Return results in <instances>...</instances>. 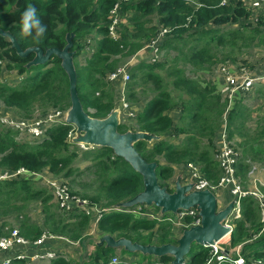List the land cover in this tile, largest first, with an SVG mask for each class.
<instances>
[{"label":"trees","instance_id":"16d2710c","mask_svg":"<svg viewBox=\"0 0 264 264\" xmlns=\"http://www.w3.org/2000/svg\"><path fill=\"white\" fill-rule=\"evenodd\" d=\"M198 1L199 7L193 6L191 0H0V28L10 31L23 49L31 46H40L44 50L64 48L66 35L74 34L72 50L75 51L77 88L82 104L90 115L104 118L114 110L116 97L115 83L109 81L107 75L146 46L160 27H168L160 46V51H165V59L137 63L130 68L131 79L125 85V98L129 103L138 104L149 98L134 116V131L160 136L151 142L139 140L135 147L147 161L158 162L159 182L171 192L173 189L167 180L172 179L176 166L186 170L189 163L198 165L202 174L217 184L223 170L217 158L216 136L225 126L228 141L240 138L235 147L242 155L235 164V172L247 188L246 179L251 167L256 162H264V124L257 123L255 130L247 127L251 112L244 99L250 92H239L229 109V99L218 91L213 81H203L188 73L212 70L221 61H237L230 54L225 53L223 59L219 56L220 47L228 44L234 47L239 39L244 41L245 47L253 42L264 47L261 26L264 23L246 31L240 27L231 28L230 24L244 25L242 20L250 14L241 0H231L226 5L221 4L222 0ZM117 2L119 14L125 17L130 12L131 17L128 24L120 23V38L113 39L109 26L111 11ZM29 4L37 8L38 17L47 27L39 42L21 34V13ZM82 53H87L84 64L78 60ZM33 56L32 53L21 57L11 41L0 35V58L5 62L0 64V103L17 109V117L27 119L47 114L52 109L68 110L71 106L70 82L61 59L53 55L46 63L28 68L26 64ZM4 68L23 75V78L15 84L9 83L2 77ZM173 109L181 113L178 122L168 113ZM70 129V124L52 125L47 128L44 138L31 143L19 140V131L0 125V171L48 168L53 175L67 180L73 193L106 206H114L143 191L142 174L116 155L111 147L96 146L94 150L84 152L91 163L85 169L75 166L79 152L68 141ZM129 129L120 123L121 132ZM181 135L180 144L167 140V137ZM86 173L90 176L89 182H79L80 186H85L83 192L76 190L78 182L74 175ZM90 187H93L91 192L88 191ZM33 202L42 205L44 229L29 214ZM240 202L241 218L234 220L230 245L242 244L246 257L264 261L261 202L253 195L241 197ZM11 216L17 217L21 233L30 239L39 237L45 229L58 236L80 240L84 245L89 236V217L78 211L61 212L53 202L51 191L34 179L17 176L0 180L3 226ZM99 230L142 244L177 242L171 223L117 210L104 213ZM116 250L106 244L96 245L88 262L83 264L107 263ZM209 254V247L193 243L186 263L204 264ZM172 260V256L164 255L153 261L172 264ZM11 264H26V261L14 258ZM51 264L71 263L59 257ZM117 264L145 263L126 262L122 258Z\"/></svg>","mask_w":264,"mask_h":264},{"label":"built area","instance_id":"2783aa9c","mask_svg":"<svg viewBox=\"0 0 264 264\" xmlns=\"http://www.w3.org/2000/svg\"><path fill=\"white\" fill-rule=\"evenodd\" d=\"M231 0H222L221 4L226 5ZM245 3L247 0H241ZM251 1V0H250ZM257 5L264 6V0H252ZM245 5V4H244ZM246 7V5H245ZM247 9H250L246 7ZM123 17L119 14V3L117 2L111 11L112 22L109 26V33L113 39H119V25L123 22ZM264 20V10L259 20ZM258 20V21H259ZM168 27H160L157 35L144 46L136 55H134L126 64L119 66L115 71L109 73L107 78L112 83L117 81H123L124 86L122 88V105L123 109H126L131 115L132 111H129L130 105L125 98V85L131 79L130 65L136 61V57L141 52H146L147 62H157L161 60L162 51L160 46L166 37ZM90 42V40H88ZM89 49V47H88ZM0 64H5L4 60L0 58ZM221 74L225 77V83L222 88L224 97H227L230 104L233 103L236 95L240 93H248L252 90L254 83L258 80H264V72L262 74H252L243 67L239 73L236 74L237 70L233 66H223L221 68ZM93 111V110H91ZM67 110L54 109L49 111L45 116L37 115L34 118H19L17 116H10L6 114H0V125L6 128H13L19 131L18 139L27 141V137L32 140H40L45 137L46 130L52 125L58 124H69L66 121ZM68 134V141L75 147L79 153L92 151L96 148V145L88 144L84 142H73V138L76 135V127L72 124ZM239 153L234 146L226 138L221 150L217 154V158L223 170V175L217 184H214L208 178H206L198 165L189 163L185 173L182 175L183 184H193V190H204L210 189L216 195L220 187H228L232 194L234 206L231 214L224 220V224L229 226L231 230L234 228V220L241 218V197L245 195H253L261 202V220L264 222V201L263 193L256 187L254 189L244 188L240 179L236 176L235 164L238 160ZM258 165H253L250 169V173H254ZM22 176L36 181L45 179L48 183V187L53 195L54 202L58 206L59 210L63 213L70 212H82L90 219V231L89 235H92L94 231L99 229V222L103 217L104 213L112 210L121 212H129L134 215L156 219L159 222H169L172 224L174 229V237L178 239L183 230L190 228L191 226L200 225L202 218L200 216V210L197 207H191L189 209H179L177 212H163L161 209L152 210L151 205L137 204L132 207H117V206H106L99 203L90 201L87 198H83L78 194L73 193L69 183L64 178H59L53 175L49 170L32 171L26 168H20L16 171H0V180L9 179L12 177ZM264 185V182H262ZM218 207L219 203H218ZM225 207V206H224ZM223 207V208H224ZM170 213V214H169ZM176 228L181 229L182 232L178 233L175 231ZM7 232L0 235V254L11 252L12 256H6L0 260V264H11V261L16 259H22L26 261V264H31L34 260H29L26 249H41L48 239L51 238H62L67 243L77 245L80 240H71L64 236H57L45 229L43 233L35 238L30 239L25 237L18 226L6 228ZM94 236V235H93ZM209 247L210 254L204 264H264L261 259L253 257H246L242 252V244L237 246L229 247L227 243H223L221 240L207 245ZM22 249V250H21ZM60 256H65V253H60L53 250H42L37 252L32 259H55ZM120 254L116 251V254L107 263L101 262L100 264H117L121 262ZM126 262H135L128 261ZM145 263V264H156ZM173 264V263H172ZM182 264H187L183 262Z\"/></svg>","mask_w":264,"mask_h":264},{"label":"water","instance_id":"95a60500","mask_svg":"<svg viewBox=\"0 0 264 264\" xmlns=\"http://www.w3.org/2000/svg\"><path fill=\"white\" fill-rule=\"evenodd\" d=\"M0 35L7 37L21 57L34 54L26 64L28 68L46 63L53 55L61 59V65L69 77L71 106L67 110L66 121L76 127L73 142H84L96 146L111 147L115 154L123 157L133 168L142 174L144 189L134 197L121 201L117 207H132L137 204L155 205L163 212H177L179 209L197 207L202 218L200 225L191 226L183 230L176 243L142 244L127 237H116L112 234L101 236L97 245L106 244L115 249L129 252H141L144 255L161 257L170 255L173 264L186 262V256L191 252L193 243L207 246L220 241L232 230L224 224V220L231 214L234 201H230L224 208L219 209L218 197L210 189L193 190V184H183V177L179 175L175 181L174 191L162 186L157 175L158 162L147 161L135 147L139 140L151 142L160 136L146 131L127 130L121 132L120 109H114L107 117L98 118L90 115L82 104L77 88V69L74 62L73 47L74 34H67V44L64 48L50 47L46 50L40 46L23 49L17 38L8 30L0 28Z\"/></svg>","mask_w":264,"mask_h":264},{"label":"crops","instance_id":"0c3cea01","mask_svg":"<svg viewBox=\"0 0 264 264\" xmlns=\"http://www.w3.org/2000/svg\"><path fill=\"white\" fill-rule=\"evenodd\" d=\"M191 3L195 7L200 6V3L198 0H191ZM243 4H245L246 7L250 8V9H248L250 14L248 17H246V19L242 20V22L245 23L244 25L239 24V23L230 24L231 28H239L240 27L242 30L246 31V30H251L255 27H258L259 25H261L260 22L264 23V20H262V19L259 20V17L262 15V10H264L263 5H257L255 3V1H252V0L251 1L247 0ZM130 17H131V13L128 12L126 14V16L123 17L124 24H128L130 22ZM261 26L264 29V24H262ZM259 47L264 48L263 46H259ZM82 55H84L83 57L85 58V56H87V53H82ZM82 55H80L78 60L81 64H84L85 63L84 58H83L84 62L82 63V61H81ZM146 59H147L146 52L145 51L141 52L140 55L136 57V61L133 63V65H130V68L133 67L134 65H136L137 63L141 62L142 60L146 61ZM243 67H245L246 70L252 74H262L264 72V71L263 72L252 71L248 67H246L244 64H240L238 67H234L237 70L236 74L239 73ZM212 72H213V69L208 70V71H203L204 74L212 73ZM2 77L5 78L9 83L15 84L23 78V75L21 76V75L17 74V72H15V71L8 72L6 70V68H4ZM220 77L221 78L217 79L216 82H214V81L213 82L217 85L218 91L222 93V88H223V85L225 83V77L222 74L220 75ZM208 81H212V80H208ZM261 83H264V80H258L254 83L252 90L250 91L249 95H247V97L244 99V101L246 99H253V98H257L259 96H264L261 94L259 89H257V90L260 93H257L256 90L254 91L255 86L257 84H259V86H260ZM114 85H115L116 91H118V95L121 97V95H122L121 91H122V88L124 86V82L123 81H117V82H115ZM148 99L144 100L142 103H139L138 106L133 105L132 113H134L133 114L134 116L136 115V113L138 111H140L142 109L143 104L145 102H147ZM231 107H232V104H230L229 109ZM0 113L9 114L11 116H13V115L18 116L17 109L8 108V107L4 106L2 103H0ZM168 113L175 122H178L180 115H181V113L178 109L177 110L176 109L170 110ZM259 114L261 116L263 115L262 112H260ZM127 125L130 127V129L134 130V128L136 127L135 119L133 122H131V125L129 123H127ZM226 136H227V130H226V127L223 126L218 131L217 136H216V145L219 148V150L222 149L224 141L226 139ZM182 137H183V135H181L180 137L171 136V137H167V140H170L171 142H173L175 144H180L182 142ZM236 150L239 153V156H238V160H239L242 153H241L240 149L236 148ZM163 163H165V162H163ZM260 164L261 163L253 164V165H258V168L256 169V171L254 173H250V171L248 173V175L250 176V178L248 176V180H250V183L252 180V185L254 184L253 187L248 186L247 188H249V189H254L257 187V185L261 186L262 182H264V166H261ZM262 164H264V162ZM180 167H182V166H176V170ZM46 170H49V169L46 168ZM261 187H264V186H261ZM229 191H230V189H229ZM230 194H231V192H230ZM230 201H231V199L226 200L223 197H218V203H219L220 208H223L224 206L228 205L230 203ZM53 202H54V199H53ZM33 203H36V202H33ZM37 203L40 205V217L36 220L33 216H31V210H32L31 207L32 206H30V208H29V214H30L32 220L36 221L44 229V224H43L44 214H43V210H42V205L39 202H37ZM14 219H16V221H18L16 216H11V217L7 218V220H6L7 225H5V226H3V222H2V220H0V228H1L2 234L6 233L7 232L6 228L9 229V227L18 226L19 228H21L20 222L18 221L19 224H16L15 222H13ZM89 231H90V225H89L88 233H89ZM2 234H0V235H2ZM226 243L229 247H232L230 245V241L226 242ZM95 246H96V243H95V239H94L93 235L87 236V241H86L85 245L82 244L81 241H79V243L77 245H75V244L67 243L62 238H51V239H48L46 241V244L41 249H33V250L32 249H26V253L28 254L29 260H34V261H32L33 264H51V262L53 261L54 258L53 259H32V257L37 252H41L42 250H53V251H57L60 253H65V256H60V257H64L66 260H69L71 264H83L84 262H88L89 255H91L94 252ZM118 251H119L118 254H120L121 258H123L125 261L126 260L130 261L131 257L128 256L127 254L123 253L122 249H118ZM6 256H12V253L7 252V253L0 254V260H2ZM57 258H59V257H57ZM136 262H138V261H136Z\"/></svg>","mask_w":264,"mask_h":264},{"label":"rangeland","instance_id":"374dc122","mask_svg":"<svg viewBox=\"0 0 264 264\" xmlns=\"http://www.w3.org/2000/svg\"><path fill=\"white\" fill-rule=\"evenodd\" d=\"M256 42H257V40H256ZM235 44H236V46H234V47H232L230 44L226 45L225 47H220V49H221L220 54L221 55L219 56V58L223 59V57H224V55L226 53V54H230L232 57H236L237 61H227V60L226 61H221V62L218 63L217 66L213 67V72L212 73L204 74L202 71L194 72L192 70V71H189L188 74L193 76V77L199 78V79H201L203 81L212 80V81L216 82L217 79L221 78L220 77L221 72H222L221 68L224 65L225 66L238 67L240 64H244L246 67H248L252 71H257V72H263L264 71V48L259 47L257 45V43H254V42L252 44H250L248 47H245L244 46V41L241 40V39L237 40V42H235ZM164 54H165V51L162 50L161 60L165 59ZM83 56L84 55H82V58H81L82 63L84 62V60H83L84 57ZM257 89H259L261 94L264 95V83H261L260 86H259V84H257L255 86V88H254V91L256 90L257 93H260ZM244 103L247 105L248 109L251 112V116H249L248 119H247L248 120L247 127L251 128L252 130H255L257 128V123H261V125L264 124V121H262V119L264 118V96H259L257 98H253V99H246L244 101ZM138 104L129 103V105L131 107V108H129V111L133 110L132 109L133 105H137L138 106ZM114 109H120V111H121V116H120L121 123H124L126 125H127V123H129L131 125V122H133L134 119H135L134 115H133L134 113H132L130 115L126 109H123L122 96L120 97L118 95V91H116L115 108ZM52 110H54V109H52ZM260 112L263 113L262 116L259 114ZM41 116H45V114L41 115ZM226 138H227V136H226ZM26 140L31 142V143L36 142V140H32L31 138H28V137H27ZM239 142H240V138L236 137L230 143L235 147V146H237V143H239ZM83 153L84 152L79 153V155H78V157H77V159L75 161V166H79L82 169H85V167L91 163V160H90V157L85 156ZM260 165L264 166V164H262V163ZM184 173H185V170H183L182 168H178L177 170H175L172 179H168L167 180V184L170 187H172V189H174L175 188V181H176L177 177L179 175L182 176ZM74 178L76 179V182H78V184L75 185L76 190H79V191L83 192L85 186H83V185L80 186L79 182L88 183L89 179H90V176L88 175V173H86V174H76V175H74ZM249 178H250V176H249ZM246 180H247V187L248 186L249 187H253L254 184L252 185V180H251V183H250V180H248V177H247ZM68 181H69V179H68ZM37 182H39V184L41 183L43 186H45V187H47L49 189L48 183L46 182L45 179L38 180ZM241 185L244 187L242 182H241ZM261 186H264V185L261 184ZM261 186L257 185V187L261 190V192L264 195V187H261ZM92 190H93V187L88 188L89 192H91ZM217 196L218 197H223L226 200L232 199V195L230 194L229 189L226 188V187H220L219 190L217 191ZM263 201H264V197H263ZM102 203L104 204L105 201H102ZM31 204H32V205H30V206H32L31 207L32 208L31 216H33L37 220L40 217V205L37 202L36 203H31ZM151 208H152V210H155V209L159 210L160 207H157L155 205H151ZM13 222H15L16 224H19L18 221H16V219H14ZM175 231L178 232V233L182 232L181 229H179V228H176ZM92 235H94L95 243L97 245V242L100 240L101 236L104 235V233L101 232L98 229V230L94 231V233H92ZM230 238H231V235L229 234L225 238H223L221 241L223 243H226V242L230 241ZM193 248L195 249L196 246L194 245ZM117 252H119L118 249H117ZM124 253L131 257L130 261L131 260L132 261H138V262L139 261H141V262L143 261V263H155L156 262V261H152V260L156 259V256H153V255H144L141 252H124Z\"/></svg>","mask_w":264,"mask_h":264},{"label":"clouds","instance_id":"9594fccd","mask_svg":"<svg viewBox=\"0 0 264 264\" xmlns=\"http://www.w3.org/2000/svg\"><path fill=\"white\" fill-rule=\"evenodd\" d=\"M20 25L22 36L33 37L37 42L40 41L47 30L46 25L41 22L37 15V8L32 4H29L21 13Z\"/></svg>","mask_w":264,"mask_h":264},{"label":"flooded vegetation","instance_id":"af4514ba","mask_svg":"<svg viewBox=\"0 0 264 264\" xmlns=\"http://www.w3.org/2000/svg\"><path fill=\"white\" fill-rule=\"evenodd\" d=\"M173 191H174V189H173Z\"/></svg>","mask_w":264,"mask_h":264}]
</instances>
